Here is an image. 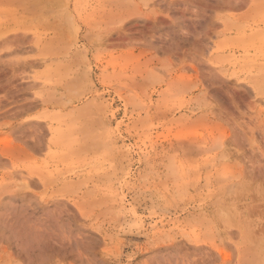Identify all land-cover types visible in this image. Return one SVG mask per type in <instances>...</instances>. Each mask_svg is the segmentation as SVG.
Listing matches in <instances>:
<instances>
[{
    "label": "rangeland",
    "instance_id": "374dc122",
    "mask_svg": "<svg viewBox=\"0 0 264 264\" xmlns=\"http://www.w3.org/2000/svg\"><path fill=\"white\" fill-rule=\"evenodd\" d=\"M263 229L264 0H0V264H264Z\"/></svg>",
    "mask_w": 264,
    "mask_h": 264
},
{
    "label": "bare ground",
    "instance_id": "6f19581e",
    "mask_svg": "<svg viewBox=\"0 0 264 264\" xmlns=\"http://www.w3.org/2000/svg\"><path fill=\"white\" fill-rule=\"evenodd\" d=\"M261 215H262V213H261ZM253 229L251 228V229H246V231H247V234L249 235V234H253V232L254 231H252ZM262 230V229H261ZM29 231V230H28ZM263 231H264V229H263ZM254 236H256V235H254ZM259 236V235H258Z\"/></svg>",
    "mask_w": 264,
    "mask_h": 264
}]
</instances>
